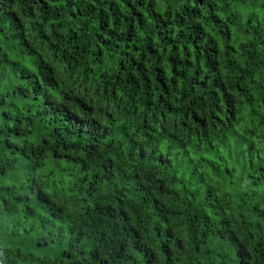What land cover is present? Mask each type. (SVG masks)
<instances>
[{
    "label": "trees",
    "instance_id": "obj_1",
    "mask_svg": "<svg viewBox=\"0 0 264 264\" xmlns=\"http://www.w3.org/2000/svg\"><path fill=\"white\" fill-rule=\"evenodd\" d=\"M0 264H264V0H0Z\"/></svg>",
    "mask_w": 264,
    "mask_h": 264
}]
</instances>
